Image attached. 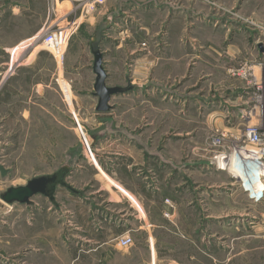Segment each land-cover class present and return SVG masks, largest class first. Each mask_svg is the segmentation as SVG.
Masks as SVG:
<instances>
[{"label":"rangeland","instance_id":"obj_1","mask_svg":"<svg viewBox=\"0 0 264 264\" xmlns=\"http://www.w3.org/2000/svg\"><path fill=\"white\" fill-rule=\"evenodd\" d=\"M5 1L7 0H0V10L4 6L6 7L3 5ZM106 1L103 4H97L91 12L94 13L103 8ZM128 1L130 0H124V4ZM199 1L207 3L212 13L224 16L223 20L207 19L206 23L209 25L215 27L224 25L226 29L231 27L232 23L234 24L233 31L237 28L240 33L248 31L255 33L250 38V44L253 45L255 51L254 58L249 59L250 52H245L242 57L236 59V62L231 64L227 63V60L224 61L225 63L223 62V69L226 67L224 69L225 76L242 78L253 87L250 79L235 75L231 70L248 62L249 65L257 66L258 73L260 69L264 71V51L259 46L261 43L264 46V36L260 34L256 26L257 24L264 25V22L242 13L237 6L231 7L218 0ZM64 5L66 10L73 9L71 18L74 19L80 13V9L74 3L65 2ZM62 7L64 6H60V8ZM125 7L124 5L123 8ZM131 20L132 18H128V21L123 20V22L125 25H129ZM197 21H201L200 16L193 14V25ZM6 22L7 20H3L1 24H6ZM132 23V25L135 24ZM89 26L81 24L79 30L87 29ZM99 27V22H97L94 28H90L91 37ZM13 38V33L11 34L6 26L0 27L1 47L7 48L6 44ZM38 44L41 45L40 48L44 49L36 60L34 70L25 72L27 75L25 88L31 94L25 92L20 94L22 91L15 90L14 85L10 84L13 78L10 74L14 71V56L11 59L7 50L0 48V163L8 170L5 175H2L0 171V195L9 187L26 185L33 177L55 173L65 165H69L72 169V172L68 173L66 181L77 188L79 192L74 193L64 187L58 189L56 193L57 205L41 194L33 198L32 204L18 202L8 204L0 197V264H29L31 251L43 253L41 259L33 260L34 263L39 264H69L71 262L69 258H63L62 261L55 259L50 256V253L53 252L67 254V257H75L80 254L81 264H126V256L128 264H145L150 260L152 247L163 254H176L177 256L184 250L201 255L215 252L216 244L212 242V239L216 237H221L219 241L223 243L225 264H264L263 254H261V259H257V256H251L255 253L254 249L253 251L248 249L255 243L251 240L252 238H247L253 232L254 224L248 220L242 225L243 222H239L237 219H245L248 216H238V212H235L237 211L235 209L249 208L257 202L249 197L248 192L251 190L244 186V180L232 176L228 171L233 158H238L234 148L243 139L248 119L241 109L242 106H237V111L234 113L230 109L226 113L227 109L225 108L226 114L217 117L221 118V126L212 121L208 127L202 126L204 130H201V124H199L200 116H197V119L192 114L195 112L193 109H190L189 116L176 113V129L173 131L176 135L172 136L176 143L175 151L172 152L175 171L171 174L169 181L174 182L172 190H181V193H177L175 198L178 200L183 198L179 202L183 205L177 203L175 205L171 200H165L162 218L158 215L159 213H154L155 219L161 221L160 223L164 224V227L149 226L143 211L142 215L145 221L143 219L130 221L127 226L110 225L105 222V213H110V210L116 212L128 205L127 198L121 197L120 186L111 179L114 176L113 173L118 170L117 166H111V160L117 164L120 159L114 157L119 156L108 154L111 147L119 148V127L122 124L121 119L125 121L126 117L124 115L120 118L121 109H125L126 104H128V108L136 107L135 110L132 109L134 129L138 132L136 134H140L139 138L143 142H150V139L157 133L155 130L166 125L164 121L168 117L163 116L162 113L155 114L154 111L147 112L144 109V104L141 103L142 98L133 97L129 100L124 98L122 106L117 104L112 113L113 116L110 115L112 122L109 123L107 131H104L103 126L98 125L102 120L98 122L96 116L91 114L94 105L82 103L80 105L81 114L77 112V119L80 121L88 144L91 145L93 154H96L93 143L99 149L98 153L103 164L99 161V167H96L87 156L82 134L75 123L74 116L70 114L73 109L75 110V101L67 97L68 86L65 84V88L63 87V81L66 83L67 81L61 71L60 75L56 77L57 72L66 63L67 47L63 48L64 57L60 58L59 56L55 57L40 41ZM141 44L142 47H147V42ZM195 66H192L193 68L187 73V76L194 73ZM16 72L18 71L16 70ZM257 76L260 77V73ZM51 77L58 78L59 82L54 79L51 87L45 92L42 91V94L37 93L35 89L32 90V79L50 81ZM21 79H23L22 76ZM132 88L114 95L113 101L120 103V96L127 92L131 93ZM255 90L256 88L253 87L252 94ZM70 93L69 95L72 97V92ZM172 100L177 109L183 104L188 106L189 103L179 95H175ZM100 117L103 118V115ZM261 118L264 129V113ZM170 122H172L171 116ZM253 122L256 123L257 119L255 118ZM187 127L188 129L192 128L189 134L183 130ZM111 134L114 136L112 137L114 139L112 146L110 140H106ZM115 136H117L116 141ZM187 138L197 145L189 147ZM220 138H222L221 143L218 142ZM249 149H253V146L250 145ZM222 151L228 155L227 159L222 158ZM262 162L264 164V161ZM184 163L185 167H183ZM138 172L142 177L146 175L144 170ZM160 174L162 176V173L158 175ZM260 177H262L263 186L261 189H263L264 175ZM145 181L150 183L149 178ZM184 187L187 188L185 193H183ZM216 191L218 192L217 196L215 195ZM210 192H214V194ZM212 198H217L221 204L220 207L224 209L223 218L219 220L222 227L216 226L214 222L206 221V214L211 212L208 206L213 203ZM185 200L193 202L188 211V204L185 205ZM128 209L132 210L133 208L128 206ZM212 212L214 211L212 210ZM185 219L186 221H184ZM124 234H130L134 240L133 246L128 250L121 249L116 245V239ZM242 235L246 238L237 239ZM154 236L158 238L156 244L151 240V237ZM89 238L98 240L110 238L111 242L108 244L95 243L89 241ZM147 238L150 239L147 240ZM241 247L248 249V252L233 258L232 254L241 250ZM86 253H96V255L98 254L97 258L101 259L94 261L86 256ZM105 254L111 255V257L105 259Z\"/></svg>","mask_w":264,"mask_h":264},{"label":"crops","instance_id":"obj_2","mask_svg":"<svg viewBox=\"0 0 264 264\" xmlns=\"http://www.w3.org/2000/svg\"><path fill=\"white\" fill-rule=\"evenodd\" d=\"M218 1L231 7L237 6L242 13L264 22V0ZM65 2L68 3L70 0H7L4 2L3 5L6 7L0 10V27L6 26L14 36L13 40L6 44L7 48L0 46L1 49L7 50L11 59L14 56V71L10 74L13 77L10 84L14 85L15 90L22 91L20 94L24 92L31 94L25 88L27 85L25 72L34 70L36 60L44 49L40 48L41 45L36 39L49 24L67 16L70 20H79L80 25H90L87 29H78L74 34L66 49V63L59 71L57 70L56 77L61 71L68 83L63 81V87L65 88L66 84L69 94L72 92V97L68 93L67 97L75 101V110L73 109L70 114L78 117V113L81 114L80 105L82 103L94 105L91 114L96 116L98 122L102 120L98 125L103 126L104 131H107L109 123L112 122L110 115L115 111L117 104L121 107L124 98L129 100L135 97L142 98L141 103L144 104L147 112L154 111L155 114L162 113L163 116L168 117L164 121L166 125L155 130L157 133L150 139V142H143L139 138L140 134H136L137 130L134 129L133 110L136 107L128 108L126 104L125 109H121L120 118L124 115L126 117L125 121L121 119L123 125L119 127V148L111 147L108 154L119 156L114 157L120 159L119 163L115 164L111 160V166L118 167V173L115 171L111 179L120 186L121 197L127 198L128 205L116 212L110 210V213H105V222L118 227L127 226L130 221L142 219L145 221L143 211L149 226L164 227L161 221L155 219L154 213H159L158 215L162 218L166 199L179 205L182 204L179 202L183 200V198L179 199L180 201L175 198L181 190H172L174 182L169 181L171 174L175 171L172 152L175 151L176 143L172 136L176 135L173 133L176 129V113L189 116L190 109H193L195 112L192 114L196 117L200 116L199 124H201V130H204L202 126L208 127L212 121L221 126V118L217 117L223 116L229 112V109L234 113L237 111V106H242L241 109L247 107L253 87L242 78L225 76L226 67L223 69V65L225 60L230 64L236 62V59L242 57L245 52H250L249 59L254 58L255 51L253 45L250 44V38L255 33L251 31L240 33L237 28L233 31L234 24L232 23L231 27L226 29L224 25L219 27L209 25L206 23L207 19L223 20L224 16L212 13L207 3L199 0L196 2L192 0H130L125 4L124 0H107L104 7L97 12L80 11L74 19L70 17L73 9L66 10ZM124 5L125 8H123ZM60 6L64 7L60 8ZM53 7L56 12L53 11ZM127 13L129 15H125ZM193 14L199 15L201 20L194 22V25ZM128 18H132L131 23L125 25L123 20L128 21ZM3 20H7L6 24H1ZM97 22L100 25L98 29H102L99 46L104 56L103 65L107 72V84L110 86L127 84L133 87L131 93L127 92L120 96V103L113 101L114 97H112L113 108L104 112L96 110L98 97L93 94L96 74L93 70L94 56L90 49V41L93 37V35L91 37L90 28H94ZM132 22L135 24L132 25ZM142 42H147V47H142ZM192 66H195L194 70L192 69L194 73L187 76ZM56 77H51L50 81L32 79V90L35 89L37 93L42 94V91L45 92L51 87ZM56 81L59 82L58 78ZM184 84L185 87H183ZM175 95H179L184 101H189L188 106L183 104L177 109L172 100ZM102 115L103 118L100 117ZM170 116L172 122H170ZM190 129L192 128H183L186 134L191 133ZM112 137L114 136L111 134L109 139H106L110 140L111 146L114 140ZM116 140L117 136H115ZM186 140L189 147L197 145V143L193 144L190 138ZM93 148L98 162L102 163L95 143H93ZM147 148L149 150H146ZM185 166L184 163L183 167ZM140 170L146 172L144 177L138 172ZM159 173H162V176L158 175ZM148 178L150 183L145 181ZM185 188H183V193L187 190ZM210 193L214 194V192ZM217 194L216 191L215 195ZM211 201L213 203L209 206L207 204L211 212L206 214V221L214 222L216 226L222 227L219 220L223 218L224 209L220 207L221 204L217 198H212ZM192 203V200L185 203L186 206L188 204L187 211ZM128 206L133 209H128ZM235 210L238 216H248L245 219H237L243 222L242 225L248 220L254 224L253 232L247 236L248 239L252 238L251 240L255 241L253 246L248 248L250 251L253 249L255 251L251 256L261 259V254H263L264 258V197L249 208L241 207ZM220 238L212 239V242L216 244L215 252L204 253V255L193 254L189 250L178 253V256L176 254L167 255L152 247L150 260L145 264H225L224 248L222 241H219ZM241 238L246 237L243 235L237 237V239ZM100 239L89 238L88 240L102 244L111 242L110 238ZM157 239L155 236L151 237L155 244ZM248 249L241 247V250L232 254V257L247 253ZM42 254L31 251L29 264H39L34 263L33 260L41 259ZM50 256L61 261L63 258H69L71 260L69 264H81L80 254L67 257V254L53 252ZM86 256L94 261L101 259L97 258L96 253H86ZM109 257L111 255L105 254V259ZM126 264H128L127 256Z\"/></svg>","mask_w":264,"mask_h":264},{"label":"built area","instance_id":"obj_3","mask_svg":"<svg viewBox=\"0 0 264 264\" xmlns=\"http://www.w3.org/2000/svg\"><path fill=\"white\" fill-rule=\"evenodd\" d=\"M106 0H70V2L75 4L80 11L85 13H91L95 9L97 4H103ZM53 11L56 12L55 7ZM67 16L58 19L53 24H49L46 29H44L41 34L37 37V42H41L50 50L55 57L59 56L60 58L64 57L63 48L67 47L74 36L78 31L80 26L79 20H68ZM66 21V22H65ZM68 21V22H67ZM260 34L264 36V25H256ZM256 65H249L248 62L243 63L240 67L232 69L233 74L243 76L250 79V83L253 84V87L256 88L254 94L251 95V98L248 102L247 107L242 109V111L247 116L246 126L243 133V139L241 142H238L234 148L237 157H244L245 152H257L261 154V158L258 160L259 165H264V129L262 125V115L264 113V71L260 69V77L257 75L258 69ZM257 119V122H253L254 119ZM75 123L78 122V129L80 130L83 138V142L87 151V156L93 161L96 167H99V162L96 156L93 154L90 143L88 144L87 137L80 126V122L77 119V116L74 115ZM222 138L218 140L221 143ZM243 143V144H242ZM252 145L253 149H249V146ZM221 156L223 159H227L228 155L222 151ZM244 160V159H243ZM98 165H97V163ZM249 197L255 202L260 201L264 197V188L257 192H248ZM134 240L130 234L121 235L116 239V245L121 249H129L133 246Z\"/></svg>","mask_w":264,"mask_h":264},{"label":"water","instance_id":"obj_4","mask_svg":"<svg viewBox=\"0 0 264 264\" xmlns=\"http://www.w3.org/2000/svg\"><path fill=\"white\" fill-rule=\"evenodd\" d=\"M102 29H98L91 41H90V49L94 56V64L93 70L96 74V80L94 84V96L98 97V102L96 106L97 111H109L113 108L111 104V99L114 95L119 94L121 92H125L128 89L132 88L131 85L126 87L115 85L110 86L107 84V72L103 65V52L99 46L101 40ZM260 48L264 51V46L261 43ZM79 125L78 122H76ZM0 171L2 175H5L8 170L0 163ZM72 169L69 165H65L60 168L58 171L52 174H45L33 177L30 179L26 185L17 186V187H9L5 192L1 193L0 197L3 201L8 204H13L15 202L21 204H32L33 198L41 194L51 200L54 205L56 203V193L57 190L64 187L67 188L74 193H78L79 190L69 184L66 181V177L68 173H71Z\"/></svg>","mask_w":264,"mask_h":264},{"label":"bare ground","instance_id":"obj_5","mask_svg":"<svg viewBox=\"0 0 264 264\" xmlns=\"http://www.w3.org/2000/svg\"><path fill=\"white\" fill-rule=\"evenodd\" d=\"M67 93L69 94L68 91ZM245 153L243 157L244 160L242 158H240V160L238 158H233L228 171L232 176H236L238 179L244 180V186L247 189L251 190L252 192H257L261 190L263 186L261 180L262 177L260 176L264 175V165L258 164V160L261 158V154L250 151H248V154L246 155Z\"/></svg>","mask_w":264,"mask_h":264}]
</instances>
